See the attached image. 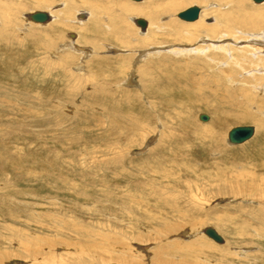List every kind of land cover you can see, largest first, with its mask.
<instances>
[{
	"label": "rangeland",
	"instance_id": "obj_1",
	"mask_svg": "<svg viewBox=\"0 0 264 264\" xmlns=\"http://www.w3.org/2000/svg\"><path fill=\"white\" fill-rule=\"evenodd\" d=\"M120 1L137 6L148 0ZM244 1V16H254L258 9L257 17L264 18V2ZM218 4L219 0L194 1L176 13L196 6L200 13H211L202 20L211 26L217 23V12L228 10ZM53 5L54 9L30 8L22 14L55 12L57 18L56 12L66 5ZM85 8L71 10L65 17L72 19L70 25L52 21L46 27L34 26L23 18L12 46L0 43V264H37V257L39 264H63L67 242L72 246L69 264H114L102 249L109 247L112 252L131 248L145 260L146 252L173 239L212 247L201 254L204 263L193 264H264L255 260L264 255V240L256 238L261 226L249 219L264 211L257 200L264 194V74L259 64L264 60L242 49L263 38L264 27L262 33L248 28L242 35L227 30V36H250L246 43L229 42L233 50L226 53L212 48L220 44L216 38L198 37L190 43L165 35L158 45L137 46L136 39H145L153 24L144 16L129 15L122 45L110 36L112 16L109 23L100 17L94 26L92 12ZM81 13L87 18L78 20ZM134 18L147 22L144 34ZM170 18L188 24L176 14ZM170 18L163 16L159 23ZM54 24L62 35L51 34L49 26ZM35 32L44 37L31 34ZM188 46L203 51L189 56L169 51ZM37 102L55 106L51 119L43 118L46 113L39 115ZM247 113L255 121L236 117ZM199 114L209 120L199 121ZM133 121L136 130L135 125L127 128ZM245 125L254 127L252 138L229 145L228 131ZM158 170L169 174L167 181L156 176ZM133 199L143 203L137 206ZM156 201L174 204L183 214L160 208ZM9 211L17 213L19 217L13 216L18 220L6 219ZM207 227L216 230L222 244L202 234ZM46 241L50 243L44 248ZM51 243L57 244V258L46 262ZM223 252L230 256L225 258ZM238 253H246V258ZM172 254L166 250L162 257L182 261Z\"/></svg>",
	"mask_w": 264,
	"mask_h": 264
},
{
	"label": "bare ground",
	"instance_id": "obj_2",
	"mask_svg": "<svg viewBox=\"0 0 264 264\" xmlns=\"http://www.w3.org/2000/svg\"><path fill=\"white\" fill-rule=\"evenodd\" d=\"M60 1H63L64 4L66 5L63 9V11H58L56 12V16L57 18L55 17L54 13H51V12H45V11H41V12H45L46 14H48L49 16V19L45 22V23H34V22H31L29 19H28V16L33 13H28L26 14L25 16H23L22 14V11L24 10H27V9H30V8H33V9H44V10H48L50 8V6H52L54 3H58ZM67 1V2H66ZM90 0H88L89 2ZM132 1V0H130ZM142 1H145V0H141L139 2H142ZM194 1H196L197 3H208L209 0H148L146 2H143L142 4L140 5H137V6H133V5H128L126 4V2H122V1H117V0H110L108 2H104V1H96V2H92L90 1L89 3H86V2H77L79 4H76L75 1H71L68 2V0H0V43L4 42L6 43V45H10V47L12 46V38L15 37V31H16V28L18 29V26L21 25L22 23V20L23 18L26 20V22H30L32 24H35L36 25H40L41 27L42 26H45L50 24L52 21L55 23V22H64L65 24H69V22L72 20H70L69 18L66 19L65 17L68 15L71 14V10H75L76 8H80L85 6L86 8L90 9V11L92 13L89 12L90 14V22L94 23V26L97 25L100 20L102 19L103 22H107L109 23L111 21V17L109 19V16L111 15L112 16V19H113V23L110 27H114L112 28V33L110 34L111 37L113 38H116L117 40H121L119 41L122 45L125 44V42H123V36L124 34L128 31V26L126 25L125 23V18L129 15H141V16H144L146 17L148 20H149V25L151 26V23L153 24V26H149L150 28L148 29V32L146 33V37L145 39L143 40H137L135 41V44L137 46H148V45H155V44H159L160 41H159V38L162 37V36H173V37H176L177 36V41H179L180 39H183L184 41L186 42H194L198 37L202 39V37L204 39H209L210 38H216L215 40H218L217 42H220L219 46H212V48H214L215 50L221 52L223 51L224 53H226V51L228 50H233L230 48V44L229 42H233V43H239V42H249L248 38L249 36L246 35V36H243V37H239V36H227L225 33L227 32V30H230V32L234 31V32H237L238 34L242 35V31L246 30V29H250V30H262L261 27H264L263 25V21L264 18L262 19L261 18H258L256 15V13L258 12L257 10L256 13L254 14V16H251L248 13H246V15L249 16V18L247 16H244L245 14V9H246V6H245V1L244 0H219V7H221L222 5H225V7L228 9L227 11L223 12V13H218L216 14V24L215 25H211V26H205L203 25L202 23V20H203V17L207 16V15H211L210 12H205L203 13H200V9H199V12H198V17L195 21L193 22H186L188 24H179V23H176L174 20H172V18H170L171 16H173V14H176L177 15V18H178V14L176 13L177 9L179 7H181L182 5H186L188 3H193ZM217 1V0H216ZM252 1V0H251ZM129 2V1H128ZM127 2V3H128ZM132 2H135V1H132ZM253 2V1H252ZM264 2V1H263ZM261 2V3H263ZM130 3V2H129ZM138 3V2H136ZM254 4H261V3H255L253 2ZM207 5V4H206ZM54 6V5H53ZM51 7L52 9H54V7ZM194 7V6H193ZM196 7V6H195ZM224 7V6H223ZM58 8V7H55V9ZM85 8V9H86ZM113 8V9H112ZM115 8V9H114ZM198 8V7H197ZM83 9V8H82ZM211 9V8H210ZM187 10V9H186ZM253 10V9H252ZM56 11V10H55ZM86 11H89V10H86ZM185 11V10H184ZM208 11V10H207ZM36 12V11H35ZM183 12V11H182ZM259 14V13H258ZM80 15V16H79ZM78 15V20H84L86 17V15H84L83 13L79 14ZM93 15V16H92ZM54 19H53V17ZM62 16V17H61ZM165 16L166 18L169 17L170 19L164 21L163 23H159L160 22V19L161 17ZM100 17H102L100 19ZM138 19H142V18H134L132 19L133 20V23L136 25V20ZM55 20V21H54ZM144 20V19H143ZM181 20V19H180ZM198 20V21H197ZM74 21V20H73ZM183 21V20H182ZM81 22V21H80ZM157 22V23H156ZM185 22V21H183ZM29 23V24H30ZM74 23V22H73ZM97 23V24H96ZM111 24V23H110ZM31 25V24H30ZM70 25V24H69ZM147 22H146V26L145 28L142 30V29H139V26L136 25V27H138V29L140 30L141 33L144 34L145 30H146V27H147ZM54 26H58V24H54V25H50V31H51V34L54 35V32L56 33V35L58 36V34H61L59 33V29L55 28ZM65 26V25H64ZM77 26V25H76ZM109 26V24H108ZM107 26V27H108ZM97 27V26H96ZM108 27V29L110 28ZM98 28V27H97ZM151 29V30H150ZM264 29V28H263ZM90 29H88L89 31ZM154 30V31H152ZM241 30V31H240ZM64 31V30H63ZM98 31V29H97ZM96 31V32H97ZM249 31V30H248ZM247 31V32H248ZM253 31V32H254ZM257 31V33H258ZM17 32V31H16ZM247 32H245L247 34ZM261 31H259L260 33ZM262 33V32H261ZM33 36H38L40 37V34H41V38L44 37V35L42 36V33H31ZM142 34V35H143ZM230 34V33H229ZM250 34V33H249ZM264 34V33H262ZM62 35V34H61ZM235 35V34H234ZM248 36V37H247ZM259 36V35H258ZM178 37H182V38H178ZM255 37V36H254ZM53 37H51V39H49V45L51 46V44L53 43ZM174 39V38H173ZM225 39V40H223ZM14 40V39H13ZM175 40V39H174ZM203 40V39H202ZM240 40V41H239ZM244 40V41H243ZM254 40V39H253ZM258 40V42H257ZM256 40V43H250L244 47H242V49L244 50L243 52H248V51H253L258 57L262 58L264 60V35H263V38L261 39H257ZM16 41V40H15ZM56 41H57V38H56ZM77 41V40H76ZM183 41V42H184ZM204 41V40H203ZM212 41V40H211ZM74 40L71 41V46H74ZM251 42H254V41H251ZM40 44V43H39ZM201 44V43H200ZM17 45V44H16ZM70 46V43L67 45V48L68 47H71ZM201 47H204V49H210L211 48V45H205V44H201L200 45ZM41 47V46H40ZM66 47V46H64ZM63 47V48H64ZM180 47V46H179ZM240 49V48H239ZM153 51V50H152ZM151 51V52H152ZM170 52L172 53H177V54H181L183 56H189L193 53H196V54H201L203 49L201 50L200 48L198 49V47H194V49H191L190 46H188V48H180V49H176L175 47L173 49H170L169 50ZM235 51V50H234ZM153 53H156V54H160V51H154ZM3 55V54H2ZM148 55V54H147ZM150 55V54H149ZM81 56V55H80ZM224 56V54H223ZM231 56V55H230ZM140 57V56H139ZM226 57V56H225ZM232 57V56H231ZM258 58L260 61L262 59ZM146 59V58H145ZM124 60V59H123ZM256 61V60H255ZM224 62V61H223ZM263 62V61H262ZM256 63V62H255ZM253 63V64H255ZM264 63V62H263ZM262 63V64H263ZM9 64V62H8ZM167 64V62H166ZM259 64L263 67H261L262 69H260L262 71V74H264V65L261 64V62H259ZM147 67H151L150 64H147L146 65ZM125 67V66H124ZM124 67H121L119 66L118 68L120 70H122V68ZM152 68V67H151ZM233 68V67H232ZM231 68V69H232ZM125 69V68H124ZM150 69V68H149ZM15 70V69H14ZM232 71V70H231ZM235 71V70H234ZM151 72V71H150ZM246 72V71H245ZM236 74V73H235ZM149 75V74H148ZM147 76V75H146ZM251 76V75H250ZM218 77V76H217ZM226 77V76H225ZM260 77V76H259ZM263 77V76H262ZM224 78V77H223ZM253 79V77H251ZM167 79V78H165ZM221 80V79H220ZM257 80V79H256ZM224 81V80H223ZM231 81V80H230ZM264 81V80H263ZM216 82V81H215ZM220 82V81H219ZM222 82V80H221ZM247 82V81H245ZM244 82V83H245ZM243 83V84H244ZM146 84L148 86H151L152 83L150 82V80H148L146 82ZM220 84V83H219ZM259 84V83H258ZM221 86V85H220ZM154 87V86H153ZM14 92V91H13ZM57 92V91H56ZM24 93V92H23ZM183 93V92H182ZM190 95V94H189ZM132 100V99H131ZM39 101V100H38ZM48 105H50L49 107H47V103L46 104H41L39 102H37V109L40 108L41 111H38L39 112V115L40 114H43V113H46L44 115L43 118H47V119H51V116H53L54 114V109L52 108H55V106L52 105V103H49ZM36 107H34V110L36 111ZM48 108H50L48 110V112H45ZM66 108L69 109L68 105H66ZM70 110V109H69ZM139 110V109H138ZM116 112V111H115ZM53 113V114H52ZM200 115V114H199ZM198 115V116H199ZM70 117V115H69ZM73 117V116H72ZM237 119L238 120H249V121H255V118L254 116H252L250 113H247V114H238L236 115ZM41 118V119H43ZM71 118V117H70ZM51 121H54V120H51ZM49 121V122H51ZM69 121V120H68ZM67 121V122H68ZM115 121V120H114ZM56 122V120H55ZM138 123V122H137ZM66 124V123H65ZM139 124V123H138ZM217 127V129H221L220 127L222 126L221 123H218L217 122L215 123ZM53 125V124H52ZM61 125V124H60ZM58 125V126H60ZM64 125V124H63ZM70 125V124H69ZM67 125V126H69ZM126 125V124H124ZM135 125V128H133ZM127 126V125H126ZM70 127V126H69ZM69 127H66V128H69ZM253 127V126H252ZM116 128V127H115ZM119 128V127H118ZM127 128L129 129H134L136 130L137 128V125H136V121H133V122H129L128 123V126ZM254 128V127H253ZM120 129V128H119ZM139 129V128H138ZM118 130V129H117ZM127 130V129H126ZM205 130V129H204ZM133 131V130H132ZM203 131V130H202ZM128 131H126L127 133ZM197 132V131H196ZM204 132H208V131H204ZM229 132V131H228ZM201 133V132H200ZM198 134V133H197ZM202 134H199V136H201L202 138ZM228 134V133H227ZM253 134H254V131H253ZM252 134V136H253ZM204 135V134H203ZM116 136V135H115ZM121 136V135H120ZM197 136V135H196ZM251 136V138H252ZM250 138V139H251ZM193 139V138H192ZM54 140V139H53ZM213 140L214 142L216 143V141L218 140L217 138L215 139V137H213ZM249 140V139H248ZM247 140V141H248ZM247 141L239 144V145H242L244 143H246ZM136 143V142H135ZM227 143L231 146H238V145H234V144H230L228 142V139H227ZM64 144V143H63ZM217 144V143H216ZM73 146V145H72ZM60 154V153H58ZM63 156V155H62ZM155 170V169H153ZM152 171V169H151ZM153 172V171H152ZM155 172V171H154ZM153 172V173H154ZM67 173V172H66ZM148 173V172H147ZM68 174V173H67ZM154 175V174H153ZM160 176L162 179H165L166 178V181L167 179L169 178V174H166L164 171L161 173V171L158 170V172H156V176ZM149 176L151 177V175L149 174ZM154 177V176H153ZM153 179V178H151ZM159 179V178H158ZM161 179V180H162ZM66 180V179H65ZM157 180V179H155ZM152 181V180H151ZM158 181V180H157ZM66 182V181H64ZM64 184V183H63ZM134 184V183H133ZM70 185V184H69ZM68 186V184L66 185ZM217 186V185H216ZM47 190V189H46ZM56 190V189H55ZM163 190V189H162ZM191 192V191H190ZM262 192V191H261ZM264 192V191H263ZM262 192V193H263ZM156 193V192H155ZM147 194V193H146ZM152 194V193H151ZM82 196V194H81ZM150 197V196H149ZM154 198V197H153ZM157 199V198H156ZM259 201V204H262V206L264 207V194H261L260 197L257 199ZM135 200L133 199L132 200V203L134 202ZM160 206V208H165L167 210H170L172 211L173 213L176 212L178 214H183V212L177 207V206H174V204L172 205H169L167 202H159V201H156ZM4 203V202H3ZM141 203H143V201H137V203L134 202L135 205H141ZM131 205V204H130ZM133 205V204H132ZM144 206H146L147 204L144 203L143 204ZM156 206V204H155ZM154 206V207H155ZM122 208H125L123 205H121ZM141 207V206H140ZM137 208V207H136ZM139 208V207H138ZM2 212V210H0ZM186 211V210H185ZM181 212V213H180ZM10 213V214H9ZM13 212L9 211L8 214L9 216L7 217V214H6V219L10 220V221H16L18 220V218L16 219V217H19V215H16L15 213L12 214ZM244 213V212H243ZM253 213V212H252ZM256 214H251L249 219L252 223H256L258 224L259 226H261L260 230L258 231V236L256 238H260L262 240H264V211L261 210V211H258V212H255ZM13 215H15L16 217H14ZM177 215V214H176ZM2 216V215H1ZM178 216V215H177ZM180 216V215H179ZM182 217V216H181ZM5 220V219H4ZM163 222V221H162ZM161 223V222H160ZM162 225V224H161ZM235 225V224H234ZM245 225V224H244ZM248 225V224H247ZM258 226V227H259ZM174 228V226H173ZM172 228V229H173ZM207 228H211V227H207ZM169 229V228H168ZM177 229V228H176ZM215 230V229H214ZM254 230H257V229H254ZM253 230V231H254ZM175 232V230H171L169 232ZM173 232V233H174ZM255 232V231H254ZM172 233V234H173ZM202 234H204V229L202 231ZM246 234V233H245ZM252 234V232H251ZM160 235V234H159ZM174 235V234H173ZM247 235V234H246ZM165 236V235H164ZM249 236V235H248ZM159 237V236H158ZM133 238V237H132ZM165 238V237H164ZM167 238V237H166ZM173 238V237H172ZM195 238V237H194ZM249 238V237H248ZM252 236H250V238L248 239V241L250 242ZM38 239V238H36ZM210 239V238H209ZM223 239V238H222ZM42 240V239H41ZM159 240V239H158ZM161 240V239H160ZM194 240V239H193ZM256 240V239H255ZM255 240L253 239V242H255ZM167 241V240H166ZM165 241V242H166ZM170 244H167V245H160L158 246V248H153V251H149L150 253H147L146 252V258L144 260L143 256H140V254H136L134 252V250H132L131 248H128V247H125L123 249H121L119 252H112V249L111 247L109 248H102L103 250H105V254L106 255H109L111 257V260L114 262V264H177V262L175 263L174 261L170 260L168 257H162L163 253H165L166 250L172 252V258L174 260H182L180 263L178 264H186V263H183L184 261L183 260H187L190 264H193L194 262H197L200 261L202 262V255H204V250L205 249H210L212 248L210 245L207 246L206 244L205 245H202V243H199V246H197V243H192V244H180V242H178L177 240L173 239V240H170ZM196 241V240H195ZM224 241V240H223ZM40 242V240H39ZM214 242V241H213ZM24 243V242H23ZM22 243V244H23ZM50 242L46 241L44 242V248L46 246V244H48ZM158 244V242H156ZM216 243V242H215ZM223 243V242H222ZM221 243V244H222ZM31 244V243H30ZM42 244V243H41ZM156 244V245H157ZM166 244V243H165ZM195 244V245H193ZM219 244V243H217ZM250 244V243H249ZM21 245V244H20ZM125 245V244H124ZM28 246V245H27ZM68 247V248H64L66 254L65 256H67V258H65V261L63 264H69V255H71L72 253L68 252L69 250H71L69 247L71 246L70 243L67 242V244L65 245V247ZM197 246V247H196ZM49 247L52 248V250L46 252L47 254V258H45L44 260L46 262H53L52 260L50 259H56L57 256H55L56 252H57V244H53L51 243L49 245ZM72 247V246H71ZM23 248V247H22ZM21 248V249H22ZM214 248V247H213ZM27 249V248H26ZM38 249L40 250L41 247H38ZM81 249V248H80ZM29 250V249H28ZM45 250V249H44ZM143 250H145V248H143ZM216 250H219V248H216ZM224 249L222 250H219V252H222ZM25 251V250H24ZM41 251V250H40ZM79 251V250H78ZM236 251V250H235ZM28 253L30 251H27ZM43 252V250H42ZM72 252V250H71ZM257 252V251H256ZM34 253V252H33ZM45 253V252H43ZM208 253V252H207ZM218 255V254H217ZM230 254L229 253H226V252H223V256L225 258H228ZM232 255V254H231ZM239 257H244L246 258V253L243 254V255H240V253L237 254ZM249 255V254H248ZM145 256V255H144ZM27 257V256H26ZM38 258V257H37ZM37 258H35L34 262H36L37 264L41 263L40 260H37ZM177 258V259H175ZM180 258V259H179ZM188 258V259H186ZM202 258V259H201ZM206 258V257H205ZM236 258V257H235ZM256 259L255 260H260L261 263H264V255H259V256H256L255 257ZM250 259V258H249ZM7 260V259H6ZM44 260H42L43 262H45ZM3 261V260H2ZM40 261V262H39ZM59 261V260H58ZM45 262V263H46ZM204 263V262H202ZM44 264V263H43ZM58 264V263H57Z\"/></svg>",
	"mask_w": 264,
	"mask_h": 264
},
{
	"label": "water",
	"instance_id": "obj_3",
	"mask_svg": "<svg viewBox=\"0 0 264 264\" xmlns=\"http://www.w3.org/2000/svg\"><path fill=\"white\" fill-rule=\"evenodd\" d=\"M132 1L139 2L141 0H132ZM252 1L255 3H261L264 0H252ZM198 12H199V8L195 6L190 7L187 10L180 12L178 14V18L185 22H193L197 19ZM28 19L34 23H45L49 19V16L45 12L36 11L31 13L28 16ZM136 25L143 30L146 26V21L143 19H138L136 20ZM198 119L201 122H207L209 120V117L206 114H200L198 116ZM253 131L254 128L248 125L233 127L229 130L227 134L228 142L230 144L239 145L250 139L253 134ZM204 235L216 243L221 244L223 242L222 237L213 228H205Z\"/></svg>",
	"mask_w": 264,
	"mask_h": 264
}]
</instances>
